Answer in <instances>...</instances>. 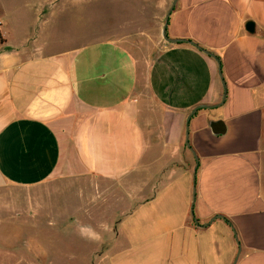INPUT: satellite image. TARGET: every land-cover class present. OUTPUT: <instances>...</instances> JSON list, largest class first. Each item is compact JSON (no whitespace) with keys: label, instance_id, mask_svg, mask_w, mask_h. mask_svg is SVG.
Masks as SVG:
<instances>
[{"label":"crops","instance_id":"0c3cea01","mask_svg":"<svg viewBox=\"0 0 264 264\" xmlns=\"http://www.w3.org/2000/svg\"><path fill=\"white\" fill-rule=\"evenodd\" d=\"M172 2L0 0L1 209L91 234L80 264H233L234 229L236 264H264V0L170 16L219 58L223 103L217 61L163 38Z\"/></svg>","mask_w":264,"mask_h":264},{"label":"rangeland","instance_id":"374dc122","mask_svg":"<svg viewBox=\"0 0 264 264\" xmlns=\"http://www.w3.org/2000/svg\"><path fill=\"white\" fill-rule=\"evenodd\" d=\"M154 3L157 4V0H154ZM74 11V26L75 30H78L76 26L82 25V19L77 18H82V12L79 14L77 9ZM81 29L82 26L78 35H75V42L94 35L82 34ZM5 201L6 198L0 199V264H41L39 259L41 262L47 259L45 264H80V259L72 261L68 254L81 253L87 251V245L89 247L95 245L91 234L81 231L82 228L78 226L72 233L54 231L55 229L49 226V217L41 219L42 227L17 224L16 217L15 221H11L14 216H11L9 211L1 209V204L6 203Z\"/></svg>","mask_w":264,"mask_h":264},{"label":"water","instance_id":"95a60500","mask_svg":"<svg viewBox=\"0 0 264 264\" xmlns=\"http://www.w3.org/2000/svg\"><path fill=\"white\" fill-rule=\"evenodd\" d=\"M177 2H178V0H173L171 7H170V9L168 10V12H167V14H166L165 22H164V25H163V28H162V36H163V38H164L167 42H169V43H183V42H185V43H189V44H191V45L197 47L198 49L202 50V51L205 52L206 54L212 56V57L217 61L218 66H219V75H220V77H221V80H222V82H223V87H224V93H223L222 102H221V103H223V102L225 101V99H226V96H227V94H226V84H225V79H224V77H223V72H222V68H221V63H220V60H219V58L217 57V55H215L213 52L209 51L208 49L203 48L202 46H200L199 44H197L196 42H194V41H192V40H188V39H185V38H172V37H170L169 34H168V24H169L170 16H171L173 10L175 9V7H176V5H177ZM247 29H248L250 32H254V31H255V24H254L253 22H249V23H248V27H247ZM210 107H212V106H210V105H206V104H200V105H198V106H197L196 108H194V109L192 110V112L190 113V115H189V117H188V121H189V120L191 119V117H192V116H193L198 110H200L201 108H210ZM213 123H215V124L213 125V128L215 129V132H216V133L221 134V133H223V132L225 131L224 128H223V129H216V128H215V125H217V124H222L221 121H219V122H213ZM186 143H187L188 146H190V141H189V130H187ZM192 152H193V154H194L196 160L198 161L197 154L195 153V151H194L193 149H192ZM197 167H198V162H197V164H196V168H195V181H196V170H197ZM195 198H196V186H194V201H195ZM192 215H193V217H194V219H195V222H196L199 226H201V225L199 224V220L196 218L195 213H194V204H193V206H192ZM216 217L223 218V216H221V215H218V216H216ZM212 221H213V220H212ZM234 234H235V238H236L237 244H238V246H239L238 254H237V256H236V258H235V260H234V263H233V264H236L237 261H238V259H239V256H240V252H241V243H240V241H239V238H238V235H237V232L235 231V229H234Z\"/></svg>","mask_w":264,"mask_h":264}]
</instances>
